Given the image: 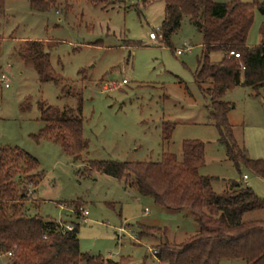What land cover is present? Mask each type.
<instances>
[{"label":"rangeland","instance_id":"1","mask_svg":"<svg viewBox=\"0 0 264 264\" xmlns=\"http://www.w3.org/2000/svg\"><path fill=\"white\" fill-rule=\"evenodd\" d=\"M30 3L6 0L0 15V150L19 147L38 159L36 176L22 178L32 181L31 204L46 219L78 223L82 252L118 264H167L155 256L156 246L180 244L198 230L190 210L162 208L123 180L91 170L90 161L158 162L164 153L182 160L184 141L200 140L205 146L200 172L216 178L217 193L238 181L264 200V180L244 166L239 171L220 142L211 98L195 80L202 34L188 18L172 34V46H166L149 37L152 31L161 33V0L146 6L141 0H60L45 12L33 10ZM254 13L250 46L262 40L264 15L257 8ZM33 40L46 43L62 81L42 80L34 64L21 57L25 42ZM185 43L192 50L178 55ZM222 57L214 53L211 61ZM3 73L9 76L8 88ZM221 100L234 105L228 120L240 148L250 158L264 160V88L237 86ZM48 106L76 115L82 109L88 148L80 160L53 139L34 138L45 127L42 108ZM167 125L174 126L168 139ZM71 201L78 204L77 211ZM81 208L89 214L83 216ZM257 219L264 220V209L244 215L245 221ZM141 225L160 227L165 235L147 234ZM0 264H10V256L0 254ZM220 264L247 263L231 259Z\"/></svg>","mask_w":264,"mask_h":264},{"label":"trees","instance_id":"2","mask_svg":"<svg viewBox=\"0 0 264 264\" xmlns=\"http://www.w3.org/2000/svg\"><path fill=\"white\" fill-rule=\"evenodd\" d=\"M59 1L31 0L30 5L35 11L45 12ZM155 1L158 0H141L143 6ZM161 1L165 4L160 30L162 42L172 46L171 36L181 27L184 18L197 27L202 34V53L195 80L211 98L210 115L219 130L220 142L239 171L244 166L264 180V160L252 159L240 148L228 120L234 105L221 100L237 86L264 88V23L260 28L261 43L248 45L254 10L257 8L264 15V1ZM5 3L6 0H0V15L4 13ZM214 53L223 54L217 63L211 61ZM20 54L34 64L42 80L58 83L64 79L53 69L45 42L26 41ZM206 84L210 86L205 87ZM79 112L76 115L68 109L42 108L41 120L45 127L34 138L53 139L75 160H80L88 143L81 108ZM173 129L174 126H165L164 138H170ZM38 165L37 158L19 147L0 150V254L11 252L10 264H118L81 251L78 223L67 230L36 212L37 206L31 204L32 181L24 183L22 178L32 180ZM204 166L205 146L200 140L184 141L182 160L173 153H164L158 162L90 161L91 170L123 180L126 187L153 197L160 207L171 211L187 209L195 214L198 225L195 234L180 244L163 241L156 246L154 254L161 262L220 264L222 260L242 259L247 264H264V220H244L246 213L264 209V200L238 181L231 183L229 191L217 193L213 188L216 178L200 172ZM69 205L77 211L75 201ZM140 227L147 234L165 235L160 227Z\"/></svg>","mask_w":264,"mask_h":264},{"label":"built area","instance_id":"3","mask_svg":"<svg viewBox=\"0 0 264 264\" xmlns=\"http://www.w3.org/2000/svg\"><path fill=\"white\" fill-rule=\"evenodd\" d=\"M149 37H150L151 40H158V39H161V38H162V37H161V34L158 33L156 30L150 32ZM192 48H193V47H192L191 44H189V43H185L184 46H183L182 48H179V49L176 50V53H177L178 55H182V54H184V53H186V52L191 51ZM231 54H232V55H235L236 57L239 56V54H238V53H235V52H232ZM1 80H2V82H4L5 87H7V88L10 87L9 76H8L6 73H3V74H2V76H1ZM123 83H127V80L124 79V80H123ZM244 178H247V175H245ZM81 213H82L83 216H86V215L89 214V212H88L87 210H85L84 208H81ZM58 223H59L61 226H64V228L67 229V230H72V229L74 228V225H73V224H67V223H63V222H61V221L58 222ZM7 255H8V256H11L12 253L9 252V253H7Z\"/></svg>","mask_w":264,"mask_h":264},{"label":"crops","instance_id":"4","mask_svg":"<svg viewBox=\"0 0 264 264\" xmlns=\"http://www.w3.org/2000/svg\"><path fill=\"white\" fill-rule=\"evenodd\" d=\"M158 1H160V0H158ZM155 2H156V1H155ZM153 3H154V2H153ZM164 6H165V5H164ZM164 8H165V7H164ZM163 18H164V16H163ZM245 175H247V174H245ZM245 175H244V176H245ZM247 178H248V175H247Z\"/></svg>","mask_w":264,"mask_h":264}]
</instances>
